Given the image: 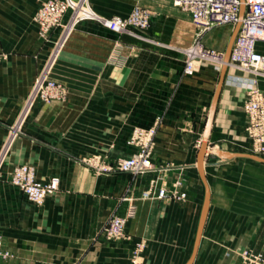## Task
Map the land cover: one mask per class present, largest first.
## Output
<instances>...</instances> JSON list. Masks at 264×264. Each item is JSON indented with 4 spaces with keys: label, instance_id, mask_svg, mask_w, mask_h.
<instances>
[{
    "label": "crops",
    "instance_id": "crops-1",
    "mask_svg": "<svg viewBox=\"0 0 264 264\" xmlns=\"http://www.w3.org/2000/svg\"><path fill=\"white\" fill-rule=\"evenodd\" d=\"M44 1L0 0V45L7 53L0 62V235L13 254L0 264H129L139 239L146 264H187L206 191L197 166L202 149L210 198L192 264H242V250L264 252V162L209 153L264 158L245 132L241 80L250 75L207 61L184 74L196 28L171 0H89L99 18L125 17L136 5L149 9L150 26L137 31L140 37L89 19L48 40L33 21ZM233 27L218 26L203 42L225 50ZM42 73L66 86L65 101L27 104ZM259 86L264 92V78ZM157 120L149 171L95 174L82 164L91 154L131 156L132 130ZM19 164L33 165L38 179L58 178L41 205L11 182ZM177 180L184 199L157 198L159 188ZM124 196L135 205L125 226L130 239L108 240L101 230L112 214L126 212Z\"/></svg>",
    "mask_w": 264,
    "mask_h": 264
},
{
    "label": "built area",
    "instance_id": "built-area-1",
    "mask_svg": "<svg viewBox=\"0 0 264 264\" xmlns=\"http://www.w3.org/2000/svg\"><path fill=\"white\" fill-rule=\"evenodd\" d=\"M176 6L187 12L191 23L196 28L192 44L184 51L183 73L191 75L199 61H207L215 65L228 64L250 75L241 80L244 84L245 98L242 108L246 117L245 132L251 142L254 153L264 156V92L257 86V79L264 78V0H171ZM244 8L240 18L241 8ZM68 19L64 21L65 15ZM151 12L142 6H134L125 16L99 18L90 6L89 0H46L40 4L33 15L37 25L38 35L48 40L51 32L61 29L62 35L83 20L99 19L110 30L120 34L139 36L137 31L147 30L150 26ZM239 29L235 36L230 54L226 60L225 50L207 46L203 35L221 25L235 26ZM7 54L0 47V62ZM66 86L52 80L47 73H42L36 79L27 104L34 101L44 103L63 102L67 99ZM158 121L149 127H135L128 143L136 148V152L127 158H109L103 154H91L81 159L83 165L95 174L127 172L140 174L149 171L152 166V151L157 133ZM11 182L18 186L33 203L41 205L44 200L53 195L58 188V178L48 180L38 179L35 167L31 164L15 165L11 172ZM182 182L177 180L172 188L158 189L157 198L175 197L184 199ZM154 190L151 182L147 193ZM146 193V194H147ZM124 214H112L101 230L108 240L130 239L125 226L134 215L135 205L131 198ZM145 247L143 239L135 242L129 264H146L141 258ZM13 257V254L3 246L0 235V263ZM242 264H264V252L244 249L240 252Z\"/></svg>",
    "mask_w": 264,
    "mask_h": 264
},
{
    "label": "water",
    "instance_id": "water-1",
    "mask_svg": "<svg viewBox=\"0 0 264 264\" xmlns=\"http://www.w3.org/2000/svg\"><path fill=\"white\" fill-rule=\"evenodd\" d=\"M243 11H244V8L242 6L241 12H240V18L243 15ZM238 29H239V23H237L233 27L231 35H230L229 40H228V43L226 45V49H225L226 60L229 57V54H230V51H231L235 36H236V34L238 32ZM219 84H221V81H220ZM218 93H219V86L217 87L216 94H215V97H214V100H213V103H212V106H211V109L209 111V115H208V118H207L206 127H205V140H207V138H208V134H209V130H210V127H211L213 115H214V112H215V105H216V100H217ZM205 153H206V151L204 149H202L200 151L199 157H198V160H197V166H198L200 178L203 181V183L205 184L206 191H205L203 208H202V212H201V216H200V220H199V224H198L194 250H193L192 256H191L190 260L187 262V264H192L193 260L195 258V255H196V252H197V247H198V244H199V240H200L202 229H203V225H204V219H205V215H206V211H207V207H208V203H209V198H210L209 188L207 186V182H206L205 174H204V170H203V167H204V154ZM209 153L216 154V155H221V156L226 157V158L244 157V158H250V159H253V160H256V161H259V162H264V158H262L260 156H257L255 154H251V153H230V154H225L224 152H222L221 150H218V149L210 150Z\"/></svg>",
    "mask_w": 264,
    "mask_h": 264
},
{
    "label": "rangeland",
    "instance_id": "rangeland-1",
    "mask_svg": "<svg viewBox=\"0 0 264 264\" xmlns=\"http://www.w3.org/2000/svg\"><path fill=\"white\" fill-rule=\"evenodd\" d=\"M219 27H223V26H219ZM228 28V27H227ZM142 31H144V30H142ZM231 32H232V28L231 29H229L228 30V33H227V35H226V42H225V46L227 45V43H228V40H229V37H230V35H231ZM196 33V32H195ZM193 41V40H192ZM192 44V42L189 44V46ZM0 47H1V45H0ZM1 49H2V47H1ZM3 50V49H2ZM223 50V49H222ZM3 52H5L4 50H3ZM6 53V52H5ZM7 54V53H6ZM236 71H241V70H239V69H235ZM257 86L259 87V88H262L261 86H259V79H257Z\"/></svg>",
    "mask_w": 264,
    "mask_h": 264
},
{
    "label": "bare ground",
    "instance_id": "bare-ground-1",
    "mask_svg": "<svg viewBox=\"0 0 264 264\" xmlns=\"http://www.w3.org/2000/svg\"><path fill=\"white\" fill-rule=\"evenodd\" d=\"M221 26H224V25H221Z\"/></svg>",
    "mask_w": 264,
    "mask_h": 264
}]
</instances>
